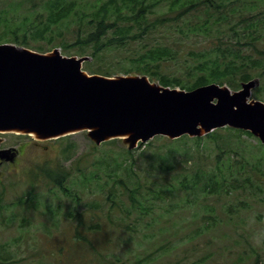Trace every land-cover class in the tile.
<instances>
[{
    "label": "rangeland",
    "instance_id": "obj_1",
    "mask_svg": "<svg viewBox=\"0 0 264 264\" xmlns=\"http://www.w3.org/2000/svg\"><path fill=\"white\" fill-rule=\"evenodd\" d=\"M99 1L91 0V13ZM248 4L251 8L252 4ZM254 4V12L264 10L262 0ZM164 5L156 10L164 9ZM80 24L79 18H71L53 37L38 42L45 45L47 52L59 48L64 55L76 56L78 47L71 44L77 39ZM262 29L255 34L260 40L253 50L259 63L251 69L252 79H259L260 84L252 89L249 99L264 102ZM132 34L134 37L142 33L134 26ZM133 37L128 38L125 47L108 52L103 62L98 57L90 58L83 69L101 74L91 68L102 62L106 68L103 70H110L109 76L143 75L140 70L145 59L140 55L161 44L171 45L178 57L183 55L181 61H170L169 68L162 71L186 77V62H195L196 54L209 44L204 42V35L187 38L167 27ZM243 82L246 81H239L236 90ZM33 136L0 133V153H8L0 161V264H264V236L260 244L251 239L264 233V164L257 166L252 161V165H247L251 189L208 196L200 189L183 187L181 182L183 173L217 161L216 144L208 137L198 146L199 141L193 138L182 136L168 141L159 136L130 149L123 140L97 144L87 132L48 140ZM238 137L263 155L264 144L254 134ZM259 142L261 148L257 147ZM125 148L133 150V169L139 174L135 178L143 192L140 201L146 204L143 207L134 205L131 192L123 195L121 190L113 191V177L107 175L112 166L108 158L119 156ZM159 149L173 154L170 168L161 169L153 161ZM41 165L68 170L70 176L65 185L69 193L48 177L34 180L30 173ZM117 174L120 176L118 171ZM113 194L115 200L123 201V206L109 199ZM230 205L234 206L233 212H229ZM79 218L84 220L80 229L89 242L75 239ZM1 256L12 259L2 260Z\"/></svg>",
    "mask_w": 264,
    "mask_h": 264
},
{
    "label": "trees",
    "instance_id": "obj_2",
    "mask_svg": "<svg viewBox=\"0 0 264 264\" xmlns=\"http://www.w3.org/2000/svg\"><path fill=\"white\" fill-rule=\"evenodd\" d=\"M254 1L258 2V0H100L94 4V11L91 13V0H0V43L12 42L46 52L47 48L38 40L53 37L71 18H79L81 27L78 28L77 39L71 47L77 45L78 50L75 53L77 55H86V52L92 51V54L88 55L90 54L93 59L98 57V60L103 62L108 52L128 44V38L133 37L134 26L142 33L134 36L135 39L144 34L155 33L161 27L175 28L176 33H181L187 38H191L192 35H204L206 38L204 42L209 44L196 54L195 62L190 59L186 62L188 68L186 77H182L183 74L171 76L162 71L169 68L170 61H181L182 54L179 57L177 53L173 54L171 45L160 44L151 47L140 55L142 60L145 59L142 62L144 68L140 66L142 74L164 86L187 90L212 82L227 84L237 89L240 80L248 81L253 78L251 69L253 65L259 63L256 62L257 55L253 50L260 40L255 34L260 27L261 29L264 27V10L254 12ZM248 3L252 4L251 8ZM161 5L165 6L166 11L156 10ZM102 62L91 70L110 75V70H103L106 68L102 67ZM182 64L184 67L185 63ZM223 132L225 134H221ZM243 135L252 136V133L224 127L201 137L183 136L199 141L198 146L205 137H208L209 141L216 144V151L219 153L217 161L209 167H198L195 172L183 173L181 179L183 187L200 189L208 196L233 194L251 189L253 186L252 181L249 183L251 175L246 173V167L252 165V161L257 163V166L264 164V153L261 156L257 153L258 150L255 152L238 137ZM167 140L170 141L168 138ZM118 141L121 140L116 138L106 143L117 144ZM262 146L260 142L257 145L258 148ZM132 154L133 150L125 148L119 156L108 158V163L112 166L107 175L114 178L111 185L113 191L121 190L123 195L131 192L130 198L134 205L143 207L146 204L144 200L140 201L143 192L141 183L135 178V175L139 174L133 169L135 159ZM172 155L169 150L159 149L153 161L161 169L170 168L169 162L174 158ZM237 156L238 160L232 159ZM249 170L252 171L251 168ZM30 175L34 180L48 177L49 181L61 187L66 194L69 193L65 185L70 176L68 170L64 171L59 166L48 168L41 165L37 171H31ZM115 196L116 194H113L109 199L114 204L121 203L120 206H123V201L118 202ZM228 209L229 212H233L234 206L230 205ZM83 224L84 220L79 218L75 239L89 242L80 229ZM1 258L6 260L10 257Z\"/></svg>",
    "mask_w": 264,
    "mask_h": 264
},
{
    "label": "water",
    "instance_id": "obj_3",
    "mask_svg": "<svg viewBox=\"0 0 264 264\" xmlns=\"http://www.w3.org/2000/svg\"><path fill=\"white\" fill-rule=\"evenodd\" d=\"M88 59L0 44V132L46 140L86 131L97 144L120 138L133 149L156 135L201 136L231 126L264 143V102L249 100L259 79L235 91L218 83L184 90L147 75L90 74Z\"/></svg>",
    "mask_w": 264,
    "mask_h": 264
},
{
    "label": "clouds",
    "instance_id": "obj_4",
    "mask_svg": "<svg viewBox=\"0 0 264 264\" xmlns=\"http://www.w3.org/2000/svg\"><path fill=\"white\" fill-rule=\"evenodd\" d=\"M261 236H264V233H261L260 235H253L251 237V239L253 240V242L255 244H260L262 241H261Z\"/></svg>",
    "mask_w": 264,
    "mask_h": 264
},
{
    "label": "bare ground",
    "instance_id": "obj_5",
    "mask_svg": "<svg viewBox=\"0 0 264 264\" xmlns=\"http://www.w3.org/2000/svg\"><path fill=\"white\" fill-rule=\"evenodd\" d=\"M33 135L36 136L35 134H33ZM34 136H33V137H34Z\"/></svg>",
    "mask_w": 264,
    "mask_h": 264
}]
</instances>
